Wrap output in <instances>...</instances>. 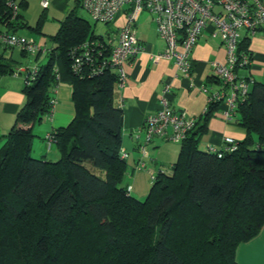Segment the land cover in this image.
Masks as SVG:
<instances>
[{
	"label": "trees",
	"instance_id": "obj_1",
	"mask_svg": "<svg viewBox=\"0 0 264 264\" xmlns=\"http://www.w3.org/2000/svg\"><path fill=\"white\" fill-rule=\"evenodd\" d=\"M24 25L0 0V31L18 34ZM50 40L0 146V264H238L237 247L264 226V84H248L237 101L234 119L246 134L234 150L198 146L220 105L211 102L180 143L171 173L158 172L137 198L123 182L117 73L90 72L113 47L73 12ZM91 40L105 49L75 72L72 49ZM239 51L251 59L246 43ZM14 70L0 53V75ZM60 83L71 87L75 116L50 133L58 158L35 157L32 127L51 113Z\"/></svg>",
	"mask_w": 264,
	"mask_h": 264
},
{
	"label": "crops",
	"instance_id": "obj_2",
	"mask_svg": "<svg viewBox=\"0 0 264 264\" xmlns=\"http://www.w3.org/2000/svg\"><path fill=\"white\" fill-rule=\"evenodd\" d=\"M19 1L21 2L19 13L26 26L18 28L17 33L43 49V52L36 53L37 61L42 60L44 56L46 58L47 51L53 46L50 36L57 32L61 21L70 12L79 16L78 11L82 8L80 0H48L49 5L46 8L41 6L40 0ZM125 10V8L119 10L111 22L103 24L104 27H101L98 33L93 29L88 17L82 15L79 17L90 22L95 34L107 35L105 37L107 43L113 47L117 44L119 30L126 21ZM134 27L143 50L125 63L126 82L123 87H117L114 96L122 108L121 148L128 154V158L125 159L127 169L123 182L130 187L129 192L133 196L144 198L153 185L150 174H156L160 168L171 167L177 161L180 150V144L177 146V143L167 141L163 137H154L147 145L148 157L142 158L139 146L143 143L144 134L139 133L138 138L136 134L145 116L160 110L161 100L165 97L168 106L174 111L184 112L188 117L201 120L208 103V94L203 92L201 87L206 86L212 91L221 89L219 80L213 75L210 62H225L226 53L219 37L211 34L212 26H207L190 53L193 70L190 78H186L177 71L172 60L153 59L152 56L164 51L165 42L159 37L148 11L139 14ZM22 29L25 31L21 32ZM240 42L246 43L251 62L247 68L238 70L239 76L247 78L248 84L253 82L264 84V30H259L254 36H249L244 31ZM6 49L0 48V53L12 67H15L12 53L9 57L5 56ZM20 52L22 56L25 55L22 50ZM27 68L29 67L22 69ZM165 85L169 86L166 93L163 91ZM23 86L24 80L21 75H0V146L13 126L17 112L25 103ZM71 92V87L67 83H60L53 89L51 113L34 123L32 127L34 136L31 153L34 156L50 160L58 158L54 143L48 146L46 136L53 129L65 128L74 118L75 107ZM223 107L224 104L221 103L206 122L204 133L198 142L200 149L219 148L226 136L238 142L245 137L246 132L238 125L236 119L226 121L223 118ZM141 162H144V168L137 167ZM235 258L238 264H264V226L255 238L237 247Z\"/></svg>",
	"mask_w": 264,
	"mask_h": 264
},
{
	"label": "built area",
	"instance_id": "obj_3",
	"mask_svg": "<svg viewBox=\"0 0 264 264\" xmlns=\"http://www.w3.org/2000/svg\"><path fill=\"white\" fill-rule=\"evenodd\" d=\"M40 4L46 8L49 1L40 0ZM80 4L92 20L101 23L111 22L119 10L126 9V21L119 30L117 44L113 46L108 59L90 69L91 74H99L106 66L113 68L118 76V87H123L126 82L125 63L143 50L134 32L135 22L142 11L151 14L158 35L165 42L164 51L152 56L153 59L172 60L177 71L186 78H190L193 70L190 53L202 31L211 25V34L221 40L226 59L225 62H210L213 75L219 80L221 89L212 91L202 86L201 90L208 94L207 105L211 102L224 104L223 118L226 121L234 119L237 101L248 91V82L239 76L238 70L248 67L251 62L246 53L239 51L240 39L244 31L249 36H254L259 30H264V0H80ZM7 5L12 18H16L20 11L17 0H7ZM14 47L25 54L43 52L39 45L24 36L0 31V48ZM104 49L103 42L98 40L86 41L74 47L73 70L81 72L83 64L92 63L94 57L100 56ZM36 70L37 67L34 65L25 70L16 68L11 74L21 75L26 83ZM163 91L168 92L169 86L165 85ZM196 123V118L171 109L167 99L163 97L161 109L147 114L136 134L137 138L139 133L144 134L143 143L139 146L141 157H148L147 145L154 137L181 143L195 128ZM46 140L50 146L52 142L50 134L46 136ZM236 146L237 142L226 136L219 148L223 151H232ZM208 149L216 151L218 148ZM121 156L124 159L128 158V154L123 150ZM137 167L144 168V162L139 163ZM158 172L171 173V168L169 170L160 168ZM155 175L150 174L152 182Z\"/></svg>",
	"mask_w": 264,
	"mask_h": 264
},
{
	"label": "rangeland",
	"instance_id": "obj_4",
	"mask_svg": "<svg viewBox=\"0 0 264 264\" xmlns=\"http://www.w3.org/2000/svg\"><path fill=\"white\" fill-rule=\"evenodd\" d=\"M78 13H79L78 14L79 16L82 15L85 18L88 17L87 19H89L91 21V23L93 24L92 26H93V29L95 30L96 33L99 32V30H100L101 27H104V25H103L104 23L94 22V20H92V18L90 17V15L88 14V12L84 8L83 9L81 8L78 11ZM23 31H25V30L22 29L21 32H23ZM103 36L106 37L107 35H104L103 34ZM4 53H5V56H7V57H9V55H11V53H12V55H13V58H12L13 59V65L15 66L14 67L15 69L16 68L17 69H22L24 67H29L30 68V67L34 66L36 63H38V62L40 63V62H44L46 60V58L44 56V57H42V60L37 61V59H35L36 58V54H25L24 56H22L21 55L22 53L20 52V49L11 50V49L7 48L4 51ZM179 144L180 143H177V146H179ZM32 155H33V153H32ZM165 168L167 170L170 169V167L169 168L165 167ZM157 172L158 171H156V174H157Z\"/></svg>",
	"mask_w": 264,
	"mask_h": 264
}]
</instances>
